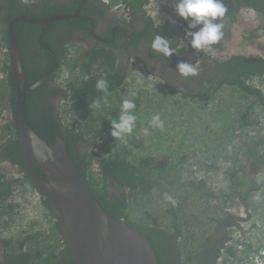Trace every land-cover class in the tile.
Listing matches in <instances>:
<instances>
[{"label": "rangeland", "instance_id": "rangeland-1", "mask_svg": "<svg viewBox=\"0 0 264 264\" xmlns=\"http://www.w3.org/2000/svg\"><path fill=\"white\" fill-rule=\"evenodd\" d=\"M176 2L177 0H151L147 13L149 18L158 25L159 36L169 41V46L173 51L190 60L195 55L186 47L179 34L181 17L174 11ZM223 25V36L220 41L226 46L227 54L247 51L250 48L247 44L249 39L255 42V47L260 50V53H264L263 18L251 14L242 25L230 21L224 22ZM253 33L263 36L260 39L259 37L253 39ZM3 38L0 34V143L7 138L5 135L10 132L8 126L11 110L10 105L7 104L9 96L6 88V73L3 70L8 61V46ZM70 62L74 61L68 63ZM211 65L214 64L211 63ZM74 74L78 77L77 71ZM134 74L137 78L128 79V88L131 93L129 95L116 93L107 104L101 102L99 109L93 108V118L89 122L79 121L81 128H87L90 123L93 130H107L112 127L113 120L119 121L122 102L128 99L135 104L134 96L140 93L141 103L140 105L138 103V110L132 113L137 118L133 131L123 135L120 139L112 138L111 134H107L104 136L109 137L108 140L104 139L106 143L99 142L95 149L105 151L108 149L109 156L129 159L137 170L144 171L142 177L144 181L139 186L140 192L134 194L133 198L128 194L129 198H132L131 206H129L132 218L148 225L172 224V213L169 211L176 207L177 212L174 215L200 237L203 231H208V227L212 225V223L209 224V217L213 213L219 218L221 214L243 209L238 203H233L230 208H224L225 198L209 200L201 194L204 193V189L201 193L194 192L190 185L198 181L207 186L211 185L217 193L228 191L230 184L225 172L227 167L226 165L220 166L226 158L220 156L219 153L223 151V148L227 149L228 154L235 152L240 144L235 142L244 139L248 134V132H241L238 128V119L239 116L241 117L240 111L243 107L237 104L246 105L247 99L227 89L220 95L224 99L222 107L220 104V106L210 107L205 112H199L191 99L171 91L165 82L149 76L145 69L136 67ZM73 76L70 68L65 67L61 69L58 81L63 78L69 81ZM231 105L236 107V113L231 112ZM218 112L224 113V118H219ZM153 116L160 118L156 125L151 123ZM74 121V117L64 119V122L70 125ZM161 122L162 126H160ZM144 129H147L146 134ZM249 135H252V132ZM99 155L102 157L105 152ZM209 162L212 164H208ZM163 163H166V166H162ZM262 188L255 197V204L253 203L255 215L261 217L258 222L260 227L251 229V239L254 244H258L264 235V186ZM166 195L170 196L171 200L165 199ZM28 198L35 203L40 201L34 190L29 188L27 191L26 188L24 193L19 191V194L14 197V205H21ZM10 208H12L10 203L0 202V213L6 210L5 220L1 219L3 240L16 250L23 240L30 238L32 241L21 246L30 247L32 250L30 248L29 250L33 255L44 253L42 260L50 257L59 240L52 232V223L42 225L36 222L42 219L32 206L23 211L10 210ZM44 216H46L45 213ZM225 217L234 218L231 215ZM186 239L187 237L182 239V244H180L186 245ZM222 255L227 260L224 252ZM47 261L43 260L35 264H48Z\"/></svg>", "mask_w": 264, "mask_h": 264}, {"label": "trees", "instance_id": "trees-1", "mask_svg": "<svg viewBox=\"0 0 264 264\" xmlns=\"http://www.w3.org/2000/svg\"><path fill=\"white\" fill-rule=\"evenodd\" d=\"M126 1L128 2L129 6L134 9L135 12H145L149 17L147 11L148 7L151 4V0ZM221 2L225 5L227 11L223 18H220L216 21L217 23L224 24V22L230 21L234 24L242 25L248 20L249 15L251 14L264 19V0H221ZM2 9H6V7H3ZM12 15L13 11L8 14L9 20L13 18L11 17ZM149 19V22L151 23L153 28L156 27L157 29H155L157 30V32H159L158 25L154 23L153 19ZM179 23V34H181V37H183V42L186 47L190 51H192L193 54L200 59V61H204L205 58L212 60L214 64V69L217 71V77L211 80V78H213L211 74L210 78L208 77L210 80L208 79V81H206L204 84L201 83L202 85L200 86V88L194 89V92L180 91L178 88H172L166 83L169 89H171V91L173 92L180 93V95L184 98L191 99L194 103L195 108L199 112H205L206 110H209L210 107H216V105L220 106V104V107H222L224 99L220 97V95L222 94V92L227 91V89L231 90L233 93H238L239 95L247 99L246 105L237 103L239 106L243 107L240 111L241 117L239 116L238 119V128L241 132H248V134L246 135V137H244V139H240L235 142L240 143L237 150L239 155V157H237L236 162L237 166H235L234 168L230 167L228 164L226 165V177L229 180L230 184L229 187L227 186L228 191L226 193L225 191L217 193V191H215L216 189L211 185L207 186L206 184L199 183L198 181H195L194 184H191L190 186H192L191 188L194 192L201 193V190L204 189V193L202 192L201 194H204L205 198H208L209 200L219 199L221 197L225 198L224 208H230L233 203H238L239 206L243 209H238L236 212L233 213L221 214V217L219 218L217 214L213 213V215L209 217V224L212 223V225L208 227V231H203V234L200 237L197 235V233H195L193 229L187 228L186 225L182 224L181 221L178 220L177 216L174 215L177 212L176 207H173L169 211L172 213V224L168 223L148 225L145 223L143 224V226L146 229L152 228L154 237H151V239L153 240H157L161 243L164 239L174 237L177 241L179 249L178 262H175L173 260V257L177 256L175 252L168 251L170 255H165L164 253H161L162 255H160V252H158L156 250V247L153 246L159 264H193L194 261H197L198 258L202 255V253L200 252L203 249V254L209 251L207 253V259L212 254H214L215 260L213 259L214 263L212 262V264H218L219 257L222 255L223 252L222 250L226 249V244L231 240V231L234 227H238V229L244 230V228L250 224L252 229L259 228L258 225L254 222V204L256 195L260 192L261 189H263L262 187L264 186V53H260V50L256 49L255 42H253V40L251 39H249L247 42L250 47L249 50L244 52H231L227 54L225 51L226 46L221 43V41L217 42L215 45L210 46L207 50L194 49L191 47V38L187 37L186 33L188 31H198L199 27L201 26H198L196 29H189L188 22L183 20L182 18L180 19ZM20 25L22 27H34L31 24ZM18 26L19 24L15 25V31L18 36L20 46H22L18 34ZM4 28L0 26V34L3 35V39L8 46V29ZM251 29L252 28H250V30ZM252 35L254 36L253 39L257 37H259L260 39L263 36L262 34L255 35L254 33ZM259 39L256 40L259 41ZM7 48L9 51V46ZM171 54L175 55L173 51H171ZM106 55L107 56H104L100 53L93 54L91 52L82 51L80 59H71L66 57L64 62H62V68H70V71L74 76L71 80L67 82V90L70 94V97H72L71 100L73 101V103L67 104V107L64 108V114L62 111V117L60 116L61 125L64 127V129H62V134L64 135H61L63 137L62 139L67 144L68 151L71 156V145L68 142L73 143V140L76 138V136H78V139H81L86 143H91L90 152L85 157V160L87 159V168L83 172V176L86 180L87 186L91 191H93L96 198L100 202L106 204L105 201H108L111 198L109 194V184L107 181L109 178L115 179L121 184L122 189L125 190V194L123 193L122 207H119L118 214L114 217L119 220L120 218H126V221L139 222L141 220H135L130 215L129 206H131V201L134 194L140 192L139 186L144 181L142 180V177L144 176V171L137 170V168L133 165V163L129 161V159L125 160L117 158L114 155L109 156L108 149L106 151L98 148L95 149V146L99 142L103 141L104 143H106L104 139L108 140L109 137L104 136L112 133V127L108 128L107 130L103 129L97 131L96 129L93 130L91 124L88 123V127L82 129L80 125L81 123L79 122H89V120L93 118L92 105L96 100H100V102L107 104L109 98H111L116 93H122L127 95L131 93L130 88H128L127 91L123 89L125 86V82H127L126 73L120 75L116 66L109 62L108 54ZM7 57L8 61L4 65L3 70L6 73V87L10 95V103L12 110L15 102L16 92L14 79L10 69L9 54H7ZM70 60H73L74 62L68 63ZM76 71L78 72V77H75L74 73H76ZM30 77L32 78V76ZM101 78H104L107 81V94L99 91L96 88V82ZM160 79L162 80L161 77ZM30 81L33 82L35 80L32 79ZM31 95V92L27 95L26 116L28 123L32 128H34L28 117V108ZM134 97L136 98L134 100L135 108L130 110V114H132L133 111L136 112L138 110L142 99L140 93H137V95H135ZM230 110L231 112L236 113V107L232 105ZM218 114L219 118H224V113L218 112ZM71 117L75 118V121L72 122L71 125L64 122V119L68 120ZM9 118L10 125L8 126V128L11 127L13 132L15 130L13 124V113L10 114ZM66 129L69 131V133L63 132V130ZM251 132L252 135H249ZM41 135L44 136V134ZM46 138L50 139L48 142L49 144L53 145L55 143V137ZM106 145L108 146V144ZM104 152L105 155L100 157L99 154H102ZM162 166H166V163H163ZM10 173L11 169H9L8 166L0 168L1 202L11 197H16V195L19 194V191H23L24 193L26 189L25 182L17 178L14 174ZM27 176L28 175H26V178ZM26 181L31 184L28 178L26 179ZM95 192L99 195H102L103 198L101 196H98ZM128 194L132 198H129ZM27 200L30 199L28 198ZM21 205L10 208V210L19 209ZM227 215H231L234 218H223ZM0 217L1 219L5 220L6 212L0 213ZM219 223L223 225V231L226 229L227 234L226 232L225 234H223L222 240L219 243L221 246L218 245L215 249V253H213V251H210V249L214 245L216 238L215 229L219 225ZM54 229L55 231L57 230V225L56 227H54ZM147 236L150 237V233L148 235L147 232ZM186 237V245H180L181 239H185ZM209 238L211 242L210 244H207ZM30 241H32L30 240V238L23 240V243H20L19 247ZM7 245H9V243ZM205 245L206 247L204 248ZM10 248V251L15 250L11 246ZM35 255H37L38 257H42V255H40L39 253H36ZM58 256L59 254H57V252H54L50 257H45L43 258V260H48V264H62ZM226 258L227 262H231L237 258L235 248L231 247L229 249ZM43 260L42 258L37 259L36 262L34 260L32 264L41 262ZM200 261L201 260H199V263Z\"/></svg>", "mask_w": 264, "mask_h": 264}, {"label": "flooded vegetation", "instance_id": "flooded-vegetation-1", "mask_svg": "<svg viewBox=\"0 0 264 264\" xmlns=\"http://www.w3.org/2000/svg\"><path fill=\"white\" fill-rule=\"evenodd\" d=\"M3 7H6V9H2ZM12 11L13 15L11 17L13 18L9 20L8 14ZM58 15H64L68 18L47 22V20ZM23 17H31L43 21V24L17 23L19 24L18 34L22 44L21 50L29 80L34 79L37 81L46 77L41 86L31 92L28 117L34 126L33 130L48 145H51L48 143L50 139L46 137H55V143L58 140H63L62 129L64 127L61 125L60 116L62 117V111L64 114V108L67 107V104L73 103L72 97H70L67 90L68 83L61 85L58 81V76L63 67L62 62H64L66 57L80 59L82 51L93 54L100 53L104 56L108 54L109 62L116 66L118 73L120 75L126 73L127 82H125L123 88L125 91L128 89V79L137 78L130 69L134 62L142 65L149 76L157 75L166 81L170 87L178 88L180 91L194 92V89L200 88L201 83L204 84L208 81L211 74L213 76L211 80L217 77V71L214 69V65H211L213 62L210 59L205 58L204 61H200L198 57L194 56L187 60L171 48L175 55L165 56L163 53L153 49V41L156 36H159V32H157L156 27V29L153 28L145 12L137 13L133 8H131L127 17H122L100 0H32L31 2L28 0H0V26L3 28L5 26L4 29H8L10 23L15 19ZM20 24H31L34 27H22ZM181 39L184 41L183 37ZM181 62L194 66L197 69L196 74L187 77L183 76L178 69V64ZM8 96L7 104L11 108L9 92ZM11 113H13V108L10 110ZM9 130L10 132L5 135L7 138L0 143V168L8 166L11 169L10 174L18 175L16 177L25 182L27 191L31 188L34 193L38 194V198L41 199L38 203L31 199L26 200L22 203L19 211L27 210L29 206H32L36 214L38 213V216L42 219L36 222L42 225H48L49 222L52 223V232L59 238L53 251L59 254L58 257L62 264H70L72 263L70 254L65 249L64 243L60 238L58 227L57 232L54 229L56 222L51 214L49 205H46L47 202L34 185L26 181L27 178L29 180V177L27 176L26 178V175H28L27 167L18 136L14 131L12 132L11 127ZM63 132L69 133L67 129L63 130ZM41 134H44V136ZM77 137L74 140L72 139L73 143H68L71 145V157L83 176V172L87 168V159L85 160V157L90 152L91 143H86ZM34 170L40 179L46 180L43 171L35 166ZM107 182L111 198L105 201L106 204L98 201L109 214L117 216L119 207H122V198L125 190L113 178H109ZM97 195L102 197V195ZM11 199L12 197L3 202L11 203ZM44 213L47 217L44 216ZM120 219L143 235L152 247H156L160 255L163 253L170 255L168 251L175 252L177 256L173 257V260L178 262L179 249L174 237L164 239L160 243L151 239V237H154L152 228L146 229L138 221H126V218ZM2 222L0 217V264H32L34 260L36 262L37 259L41 258L33 255L32 251L30 252L29 250L30 247L27 246H21L14 251H10L11 248L7 245L8 242L4 241L1 236ZM219 225L215 229L216 238L214 245L210 249L213 253H215L216 247L220 245L223 234L225 232L227 234L226 229L223 231V225L221 223ZM147 232L148 235L150 233V237L147 236ZM210 242L209 238L207 244H210ZM203 251L204 249L200 252L202 255L193 264H212L214 254L207 259L209 251L204 254ZM199 260H201L200 263Z\"/></svg>", "mask_w": 264, "mask_h": 264}, {"label": "water", "instance_id": "water-1", "mask_svg": "<svg viewBox=\"0 0 264 264\" xmlns=\"http://www.w3.org/2000/svg\"><path fill=\"white\" fill-rule=\"evenodd\" d=\"M66 18L58 15L47 22ZM17 22L43 24L41 20L23 17L15 19L9 27V60L16 90L14 126L29 180L49 205L72 264H159L149 241L101 206L69 154L65 141L58 140L50 146L28 123L27 95L41 86L46 77L35 82L29 80L14 30ZM154 77L161 80L157 75ZM34 166L44 172L46 180L38 177Z\"/></svg>", "mask_w": 264, "mask_h": 264}, {"label": "clouds", "instance_id": "clouds-1", "mask_svg": "<svg viewBox=\"0 0 264 264\" xmlns=\"http://www.w3.org/2000/svg\"><path fill=\"white\" fill-rule=\"evenodd\" d=\"M174 11L179 17H181L183 20L188 22L189 29H196L198 26H201L199 27L198 31H188L186 33L187 37L191 38L192 48L197 50L200 49L207 50L210 46L215 45L217 42L221 40L223 36L222 29L224 25L223 23H217L216 21L220 18H223L227 11L225 5L221 2V0H177ZM152 47L157 52L163 53L165 56L171 55L169 41L167 39L161 38L160 36L155 37ZM136 67L145 69L138 62H134L131 65L130 68L131 71L133 69L134 72V69ZM178 69L179 72L185 77L189 75H195L197 72V69L194 66L184 62L178 64ZM67 82L68 81L66 79L64 84H66ZM96 88L99 91L107 94V90H108L107 81L104 78L99 79L96 82ZM105 101H106V97H105ZM92 106L95 109H99L101 107L100 100H96ZM134 108H135V104L131 100L125 99L122 102L119 121L116 120L112 121L113 131L111 135L113 137L120 139L122 138L123 135L129 134L133 131L137 118L135 115L130 114V110ZM159 120H160L159 116H153L151 123L153 125H156L157 122H159ZM160 126H162V122L160 123ZM144 132L146 134L147 129H144ZM165 199L171 200V197L166 195ZM10 204L12 208L18 206V205H14V198L11 199ZM4 212H6V210L2 211V213Z\"/></svg>", "mask_w": 264, "mask_h": 264}, {"label": "built area", "instance_id": "built-area-1", "mask_svg": "<svg viewBox=\"0 0 264 264\" xmlns=\"http://www.w3.org/2000/svg\"><path fill=\"white\" fill-rule=\"evenodd\" d=\"M117 14L122 17H127L130 14L131 7L126 0H101ZM150 7V6H149ZM148 7V8H149ZM67 78V76H66ZM65 79L60 80V84L64 85ZM238 209L235 210V212ZM251 225L249 224L242 229L234 227L231 231V240L226 244V249H223L225 255H228L229 249L234 246L237 258L231 262H227L225 257H219L218 264H264V239L258 244H254L251 239ZM233 236V239H232Z\"/></svg>", "mask_w": 264, "mask_h": 264}, {"label": "crops", "instance_id": "crops-1", "mask_svg": "<svg viewBox=\"0 0 264 264\" xmlns=\"http://www.w3.org/2000/svg\"><path fill=\"white\" fill-rule=\"evenodd\" d=\"M247 50H249V48H248ZM8 54H9V52H8ZM220 154H221V155H220ZM219 155H220V156H224V157L226 158V161L223 162V165H220L221 167H222V166H225V165H227V164H228L230 167H234V168H235V166H237V163H236V162H237V157H239L237 151H235V152H230V153L228 154V153H227V149L223 148V151H220ZM208 164H212V162H209ZM260 219H261V217L255 215V221H254V222H255L257 225H259L258 222H260ZM253 231H258V230H253Z\"/></svg>", "mask_w": 264, "mask_h": 264}, {"label": "bare ground", "instance_id": "bare-ground-1", "mask_svg": "<svg viewBox=\"0 0 264 264\" xmlns=\"http://www.w3.org/2000/svg\"><path fill=\"white\" fill-rule=\"evenodd\" d=\"M29 2H31L32 0H28ZM13 22V21H12ZM11 24V23H10ZM18 24V23H17ZM17 24H15V25H17ZM14 30H15V26H14ZM16 32V31H15ZM8 37H9V28H8ZM17 38H18V36H17ZM19 41V40H18ZM8 46H9V43H8ZM9 52V51H8ZM15 92H16V90H15ZM15 96H16V94H15ZM14 104H15V102H14ZM13 124H14V105H13ZM14 128H15V126H14ZM32 128V127H31ZM33 129V128H32ZM15 132H16V128H15ZM16 135H17V132H16ZM18 136V135H17ZM18 138V137H17ZM19 141V140H18ZM50 146H52V145H50ZM258 227H260L259 225H258ZM264 239V235H263V237H262V239L261 240H263ZM260 240V241H261Z\"/></svg>", "mask_w": 264, "mask_h": 264}]
</instances>
